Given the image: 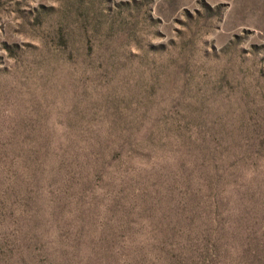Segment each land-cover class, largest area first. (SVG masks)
Listing matches in <instances>:
<instances>
[{
	"label": "rangeland",
	"instance_id": "1",
	"mask_svg": "<svg viewBox=\"0 0 264 264\" xmlns=\"http://www.w3.org/2000/svg\"><path fill=\"white\" fill-rule=\"evenodd\" d=\"M0 264H264V0H0Z\"/></svg>",
	"mask_w": 264,
	"mask_h": 264
}]
</instances>
